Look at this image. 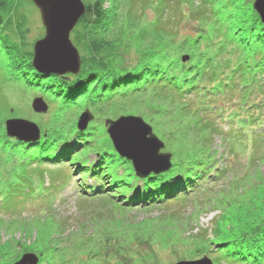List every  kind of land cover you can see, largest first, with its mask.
Listing matches in <instances>:
<instances>
[{
    "label": "rangeland",
    "instance_id": "rangeland-1",
    "mask_svg": "<svg viewBox=\"0 0 264 264\" xmlns=\"http://www.w3.org/2000/svg\"><path fill=\"white\" fill-rule=\"evenodd\" d=\"M0 1L5 5V8H0L3 18L0 24V264H15L27 254L37 255V264H176L203 257L213 262L217 253L210 250L215 245L204 243L203 238L209 236L208 241L212 240L215 219L226 213V218H221L225 221L222 222L224 233L254 220L247 212H252L250 207L254 200L264 194V146L260 147L262 151L258 154L253 153L248 147H252L253 142L247 126L242 134L234 129L227 135L225 130L233 125L223 126L216 117L213 119L218 123V129L214 128L210 138L202 132L196 134L189 127L190 118L179 113L176 97L172 93V96L169 93L155 95L157 91L151 87L133 95L129 92L113 94L114 101L110 105L92 92V97L79 106H73L80 113L73 114L66 121L65 128V123H60L71 109L62 106L61 101L57 102L51 95L56 82L48 80L50 82L47 81L46 85L35 84L28 79L30 73L26 74L16 63L19 53L24 49L33 50L35 41L45 34L39 9L32 0ZM83 1L88 4L94 0ZM104 1L107 16L103 28L97 33L93 30L84 33L88 38L106 39L111 43L108 53L104 51L97 55L98 58H108L116 54L117 62L106 63V70L115 74L136 71L140 64L137 48L143 50L149 45L141 42L145 41L141 39L142 34L148 33V37L155 35L152 30L159 23L156 8L160 0ZM254 1L246 0L249 7ZM166 6L170 9L162 21L166 20L164 25L178 33V41L197 32L198 22L187 15V6L180 4L177 7L171 0ZM240 14L238 17L243 23L238 30L244 32L242 38L245 41L251 40L250 31L254 26L253 32L263 31L257 22ZM233 22L236 21L228 22V26ZM223 27L219 33L229 37L228 32L222 31ZM226 37L228 47L234 50L235 46L230 41L233 37ZM77 48L82 61L88 56L92 58L88 49ZM235 50L244 53L243 49L236 47ZM240 58L246 57L238 58L234 54L231 66ZM257 94L252 98L260 96ZM88 95L91 96V90ZM38 96L47 102V113H37L32 109V101ZM215 98L219 97H213V101ZM94 99L98 102L88 107L86 103ZM217 101L222 102V98ZM255 101L259 103L257 108L264 103L263 97L262 103ZM213 103V108H216ZM99 105L103 108L98 109ZM85 110H90L94 116L93 122L89 123L90 128L88 126L92 133L101 131L107 119L140 116L164 142L162 151L171 153L170 169L178 159H187L192 152L206 156L211 151L213 157H202V160L206 158L204 162L209 161L212 166L218 164L222 174L216 179L211 178L206 187H200L198 183L194 191L181 197L144 206L138 202L127 204L129 191L125 195L123 191L118 193L117 187L109 189L105 186L98 191L84 182L78 184L79 175H74L70 161L56 163L27 158L21 162L20 143L14 142L15 138L10 139L12 137L6 131L8 119H29L38 124L41 131L44 123L57 125L65 128L63 134L73 136L75 129L79 130L77 121ZM216 130L218 132L215 133ZM189 134L197 135L199 142L188 146L193 140ZM42 140L40 138L38 142ZM99 157L100 153L90 152L89 163L96 162ZM119 171L123 172V169ZM115 184L121 186L124 183L116 179ZM227 222L228 225L224 226Z\"/></svg>",
    "mask_w": 264,
    "mask_h": 264
},
{
    "label": "trees",
    "instance_id": "trees-1",
    "mask_svg": "<svg viewBox=\"0 0 264 264\" xmlns=\"http://www.w3.org/2000/svg\"><path fill=\"white\" fill-rule=\"evenodd\" d=\"M167 1L160 0L156 8L159 13V23L152 30L155 35L148 37L149 34L145 33L142 34L143 38L140 37L145 40H141L142 43L146 42L149 45L143 50L137 48L140 64L136 67V71L128 73L120 71L118 75L113 73L114 71L106 70V63L117 62L116 54L108 58H98L97 55L109 51L111 43L106 39L88 38L84 33L90 30L97 33L96 31H101L103 28L102 25L106 23L107 16L104 0H94L86 4V13L72 31L75 44L81 49H88L92 56V58L88 56L87 59H83L78 74L47 76L39 73L32 65L33 50L31 49L20 52L16 63L25 70L26 74L30 73V77L27 78L35 84L46 85L48 80L56 82L51 95L57 102L61 101L62 106H68L71 109L70 114L64 112L66 115L60 123H65V128L66 121H69L73 114L80 113L73 106H79L88 97H92V92L101 97L99 99L102 102L107 100L106 102L110 105L114 101L113 94L125 95L124 93L129 92L133 95L139 91H148L151 87L157 91L155 95L163 96L172 93L173 97H176L174 99L178 101L176 104L179 105V113L183 117L190 118L189 127L194 129L196 134L202 132V135L210 138L214 128L218 129V123H215L213 117L218 118L220 123L224 124L223 126L233 125L230 129L225 127L226 134L234 129L240 134L247 129V126L248 133L252 135L254 148L249 145L248 147L253 153L258 154L262 151L260 147L264 146V103L261 102L262 97L264 99V24L259 14L253 5L249 7L246 0H171L177 7L180 4L187 6V15L198 22V30L194 35H188L178 41L176 37L178 33L172 32L168 25H164L166 20L162 21L170 9L166 6ZM2 3L0 1L1 9L5 8ZM242 13L246 18L254 20V23L257 22L259 28L263 30L253 32L255 26L251 28V40L245 41L242 38L244 32L238 30L242 26L238 15L241 16ZM233 19L236 22L229 23L228 26V22ZM242 19L246 21L245 18ZM1 23L3 18L0 15ZM221 26L225 27L222 31L228 32L229 37L219 33ZM225 37L226 39L233 37L230 41L235 46L234 50L228 47ZM151 38L154 39L148 41ZM236 47L243 49L244 53L236 51ZM17 50L19 51L18 47ZM234 54L238 58L241 56L246 58H240L237 64L234 63L231 66ZM186 55L189 59L184 61L183 58ZM125 63L124 61L123 64ZM90 90L91 96L88 95ZM85 93L88 94L82 97ZM256 93L260 96L253 99L252 96ZM213 97H219L215 98V101L222 98V102L213 101ZM255 100L262 103L258 108L259 103ZM96 102L98 101L95 99L90 100L86 105L92 107ZM212 103L216 108H213ZM101 108L103 106L99 105L98 109ZM41 127L43 140L40 142L28 144L9 137L14 139V142L20 143L18 151L21 162L27 158L56 163L70 161L74 175L84 177L83 179L80 177V180L82 179L81 182L85 185L98 184L100 190L105 186L109 189L117 187L118 193L129 191L127 204L130 205H135L137 202L144 206L164 203L168 199L181 197L194 191L198 183L200 187H206L211 178L222 174V171L218 170V164L214 163L212 166L209 161L204 162L206 158L202 160V157L207 156V159L213 157L210 151L206 156L204 153L192 152L187 159L182 161L178 159L172 169L162 175L151 174V178L149 176L140 178L136 176L132 162L121 157L116 151L105 123L101 131L97 133L91 132L90 125L83 131L72 129L73 136L63 134L62 131L65 128H59L57 125L51 126L44 123ZM258 132L262 134L259 135ZM190 136L193 140L189 141L191 143L188 146L199 142L197 135ZM82 137L84 138L81 139ZM93 151L96 154L100 153V157L96 162L89 163L90 152ZM113 168H115L114 171ZM120 168L123 172L119 171ZM114 176L117 178L114 179ZM116 179L124 184L117 186ZM107 182H109L108 185ZM250 208L252 212L247 214L253 216L254 220L241 223L237 229L234 227L227 233L222 231V222L226 218V213L215 219L212 240L208 241L209 236L203 238L204 243L215 245L210 250L217 253L213 258L214 264H264V194L259 195ZM227 225L228 222L224 224V226ZM197 239L200 240L198 237Z\"/></svg>",
    "mask_w": 264,
    "mask_h": 264
},
{
    "label": "water",
    "instance_id": "water-1",
    "mask_svg": "<svg viewBox=\"0 0 264 264\" xmlns=\"http://www.w3.org/2000/svg\"><path fill=\"white\" fill-rule=\"evenodd\" d=\"M40 11L45 29L43 37L34 43L32 65L44 75L78 74L82 66L79 49L71 34L87 11L83 0H32ZM254 9L264 23V0H255ZM186 55L183 60L187 61ZM32 109L37 113H47L49 106L42 96L35 97ZM94 119L90 110H85L77 121L79 130H86ZM107 132L120 154L132 162L136 176L168 171L172 166V155L163 152L164 142L153 132V128L140 116H120L116 120L105 121ZM8 136L20 142L34 143L41 138V128L26 118H12L6 121ZM35 254H27L15 264H37ZM176 264H213L208 257L198 260H182Z\"/></svg>",
    "mask_w": 264,
    "mask_h": 264
}]
</instances>
